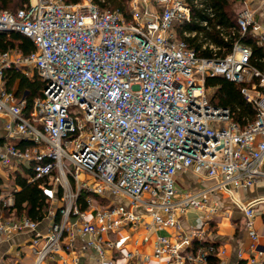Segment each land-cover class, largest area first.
Returning a JSON list of instances; mask_svg holds the SVG:
<instances>
[{"label": "built area", "instance_id": "built-area-1", "mask_svg": "<svg viewBox=\"0 0 264 264\" xmlns=\"http://www.w3.org/2000/svg\"><path fill=\"white\" fill-rule=\"evenodd\" d=\"M239 1L230 33L217 26L226 41L237 37L232 49L218 55L219 47L205 41L204 48L215 51L211 57L177 33V26L193 21L190 0H130V20L93 0H30L16 11L0 9V31L19 32L35 45L29 54L0 51V117L7 133L0 201L14 207L21 175L40 184L48 203L40 221L0 214L1 240L31 235L13 247L10 264H21L27 253L32 264H81L88 254L94 264H113L107 250H121L127 239L114 234L143 226L157 234L155 259L209 264V256L225 249L192 250V242L207 238L209 217L188 229L180 217L190 210L216 216L220 208L210 195L217 191L248 212L251 248L259 250L251 206L264 199L246 205L234 193L264 178V0ZM195 4L202 7L203 0ZM248 40L263 48L261 57ZM9 68L44 82L32 105L4 88ZM216 76L242 84L256 110L253 121L241 126L229 108L211 103L206 80ZM187 171L214 185L181 189L176 176ZM165 229L173 237L159 233ZM135 254L128 252L126 260Z\"/></svg>", "mask_w": 264, "mask_h": 264}, {"label": "trees", "instance_id": "trees-1", "mask_svg": "<svg viewBox=\"0 0 264 264\" xmlns=\"http://www.w3.org/2000/svg\"><path fill=\"white\" fill-rule=\"evenodd\" d=\"M30 0H0V9L16 11L29 4ZM68 4H75L82 0H64ZM100 10H119L125 16L126 20L131 19L130 0H93ZM239 0H203V6L195 4V0H190L193 9V21L177 26L179 37L187 41L201 56L211 57L214 50L209 45L204 48L205 41H209L219 47L216 51L218 55H225L231 51L236 36L225 40L221 31L217 28L220 26L226 33L235 26L238 16ZM210 10V11H209ZM212 14V16H210ZM207 21L208 27L202 26V22ZM186 31L196 32L195 36H186ZM253 47L255 57L263 55V48L256 45L252 40L247 41ZM17 49L24 54H29L35 49L33 41L19 32L0 31V51ZM208 87H215V93L210 95L211 103L215 106L229 108L233 118L241 126H245L249 121L256 117L254 106L247 103L241 88L242 84L235 83L223 76L209 77L206 80ZM44 82L37 76L29 77L16 68L6 69L4 72V88L12 91L16 88V96L20 99L25 97L29 105L42 95ZM19 185L15 195L14 207L5 206L4 201H0V214L8 217L12 211L17 216L27 215L35 221H40L45 217L48 211L46 202L40 184L27 183L21 175L17 177ZM0 177V185H2ZM1 190V189H0ZM206 242L195 241L196 246L205 245ZM209 264H218L219 259L213 255L208 258ZM240 264H249L242 260Z\"/></svg>", "mask_w": 264, "mask_h": 264}, {"label": "crops", "instance_id": "crops-1", "mask_svg": "<svg viewBox=\"0 0 264 264\" xmlns=\"http://www.w3.org/2000/svg\"><path fill=\"white\" fill-rule=\"evenodd\" d=\"M17 87L14 89L16 90ZM7 141V133L5 130V118L0 117V148ZM262 169L264 171V162ZM2 182H4L3 178ZM178 181L181 182V189L199 191L214 185L211 179L203 180L191 171L182 172L178 175ZM3 189V184L0 185ZM1 191V190H0ZM235 197H239L240 201L246 205H250L255 200L264 199V178L256 185L246 190L236 191ZM212 201L218 203L220 210L217 215H209L205 211L191 210L184 217L180 218L182 226L185 228L197 227L204 225L207 216L209 224L207 228V238L210 242L217 244L218 247L225 249V253L220 255L219 264H240L242 260L247 261L255 259L257 262H264V201L258 202L251 206L253 210L254 228L259 234V250L253 251L251 248V239L248 234L247 220L248 212L243 209L235 199L225 192L217 191L210 195ZM189 215V216H188ZM149 220V219H147ZM159 233L173 237V231L165 229ZM30 233L19 234L9 240L0 241V258L3 257L4 264L16 261L13 255V247L17 244L25 245L30 238ZM127 236L124 246L121 250L108 249L107 256L113 264H168L167 259L157 260L153 255L154 242L157 234L155 231H147L146 227H142L139 231L133 229L121 230L118 234H114V238L119 239ZM149 238L146 240V237ZM28 251L27 249H25ZM29 252V251H28ZM128 252H136L134 258L129 262L126 260ZM150 256L149 260H145V256ZM34 256L27 253L24 259L19 261L21 264H32ZM81 264H94L90 261V254L81 258Z\"/></svg>", "mask_w": 264, "mask_h": 264}, {"label": "rangeland", "instance_id": "rangeland-1", "mask_svg": "<svg viewBox=\"0 0 264 264\" xmlns=\"http://www.w3.org/2000/svg\"><path fill=\"white\" fill-rule=\"evenodd\" d=\"M237 10H239V8H237ZM215 90H216V88L215 87H212V89H210V95L211 96H213L214 95V93H215ZM69 165H70V163H68ZM180 173H182V172H179V173H177V176H176V185L178 186V187H180V188H182L181 187V182H179L178 181V175L180 174ZM111 197L113 198V199H115L117 202H119V203H122V204H127V201H125L124 199H122L121 197H117V196H112L111 195ZM189 212H191V210L189 211ZM189 214V213H188ZM186 215V214H185ZM184 215V216H185ZM184 216H182V217H184ZM189 216V215H188ZM181 218V217H180ZM42 225V224H41ZM40 225V226H41ZM184 227V226H183ZM184 229H188V228H185L184 227ZM112 238H113V236H112ZM200 242H206V244L205 245H202V246H196L195 245V243L194 242H192V250H196V249H198V248H205V247H208V245L209 244H213L214 245V243L213 242H210L209 240H208V238H206V239H204V240H202V241H200ZM216 246H217V244H215ZM218 259H219V257H217ZM219 261H220V259H219ZM209 262V261H208ZM219 264V263H218Z\"/></svg>", "mask_w": 264, "mask_h": 264}]
</instances>
